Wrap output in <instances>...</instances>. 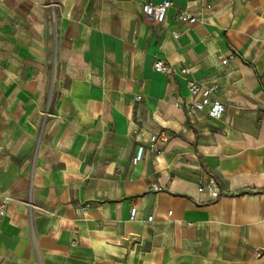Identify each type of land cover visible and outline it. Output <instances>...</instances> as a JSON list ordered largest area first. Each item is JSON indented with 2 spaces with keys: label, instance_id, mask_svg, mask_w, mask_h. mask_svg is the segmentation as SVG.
Listing matches in <instances>:
<instances>
[{
  "label": "crops",
  "instance_id": "1",
  "mask_svg": "<svg viewBox=\"0 0 264 264\" xmlns=\"http://www.w3.org/2000/svg\"><path fill=\"white\" fill-rule=\"evenodd\" d=\"M167 1L0 0V264H264V0Z\"/></svg>",
  "mask_w": 264,
  "mask_h": 264
},
{
  "label": "built area",
  "instance_id": "2",
  "mask_svg": "<svg viewBox=\"0 0 264 264\" xmlns=\"http://www.w3.org/2000/svg\"><path fill=\"white\" fill-rule=\"evenodd\" d=\"M140 4L141 13L146 21H149L153 24L160 25L163 23L167 12L171 8V3L167 0H163L162 2L156 4L151 0H135ZM178 20L187 25L194 24L198 19L188 13L186 10L181 12L178 15ZM179 34L174 33L173 37L177 38ZM220 63L222 66H226L228 64L229 58H225L222 55L218 56ZM154 71L160 74H173V68L164 62L161 59L156 60L153 65ZM187 88L192 96H197V98L189 104L185 105V108L190 113H204L209 120L218 121L220 120L225 112L226 107L220 100H212L211 96H213L216 91V86H204L200 83H196L194 81H187ZM140 97H138L139 99ZM160 139L156 135H149L147 137V144L152 151H157V144ZM144 154V147H140L137 151V154L132 159V164L136 165L140 162L142 156ZM199 191L207 192L208 195L212 199H217L220 196V189L216 183V181L209 177L207 184H200ZM10 202V198L8 196H0V225L5 219L7 215V209ZM136 209L132 207L130 210V220H134ZM152 217L147 219L148 223L152 221Z\"/></svg>",
  "mask_w": 264,
  "mask_h": 264
},
{
  "label": "rangeland",
  "instance_id": "3",
  "mask_svg": "<svg viewBox=\"0 0 264 264\" xmlns=\"http://www.w3.org/2000/svg\"><path fill=\"white\" fill-rule=\"evenodd\" d=\"M49 21H50L51 26H54V25H55V20H54V15H53V13L50 14V19H49Z\"/></svg>",
  "mask_w": 264,
  "mask_h": 264
}]
</instances>
